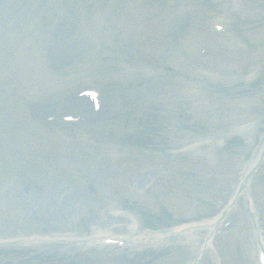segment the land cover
<instances>
[{
	"label": "rangeland",
	"instance_id": "rangeland-1",
	"mask_svg": "<svg viewBox=\"0 0 264 264\" xmlns=\"http://www.w3.org/2000/svg\"><path fill=\"white\" fill-rule=\"evenodd\" d=\"M238 1L0 0V264H262L264 162L206 241L264 143V0Z\"/></svg>",
	"mask_w": 264,
	"mask_h": 264
},
{
	"label": "bare ground",
	"instance_id": "bare-ground-1",
	"mask_svg": "<svg viewBox=\"0 0 264 264\" xmlns=\"http://www.w3.org/2000/svg\"><path fill=\"white\" fill-rule=\"evenodd\" d=\"M69 22H70V19H68L67 20V23L69 24ZM67 26V25H66ZM85 101H87L84 97L83 98H79L78 99V102H82V103H84ZM77 102V101H76ZM86 103V102H85ZM261 150H263V148L261 149ZM255 163V161H253V163H252V165ZM249 169V168H248ZM138 178V177H137Z\"/></svg>",
	"mask_w": 264,
	"mask_h": 264
}]
</instances>
